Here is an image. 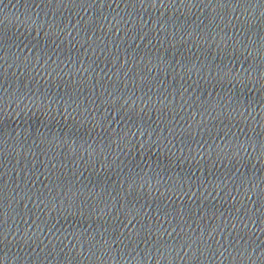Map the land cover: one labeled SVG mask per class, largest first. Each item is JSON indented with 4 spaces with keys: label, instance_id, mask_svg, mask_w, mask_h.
<instances>
[{
    "label": "snow or ice",
    "instance_id": "1",
    "mask_svg": "<svg viewBox=\"0 0 264 264\" xmlns=\"http://www.w3.org/2000/svg\"><path fill=\"white\" fill-rule=\"evenodd\" d=\"M77 2H79V0H77Z\"/></svg>",
    "mask_w": 264,
    "mask_h": 264
}]
</instances>
